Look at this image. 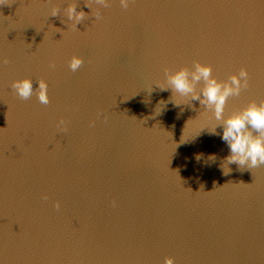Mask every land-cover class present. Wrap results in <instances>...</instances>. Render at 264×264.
Wrapping results in <instances>:
<instances>
[{
    "label": "clouds",
    "instance_id": "1",
    "mask_svg": "<svg viewBox=\"0 0 264 264\" xmlns=\"http://www.w3.org/2000/svg\"><path fill=\"white\" fill-rule=\"evenodd\" d=\"M48 3L51 4V0H48ZM134 3L135 0H119L120 6L125 10ZM85 4L92 10L91 15L98 21L102 19L101 7H109L110 0H89ZM93 4L97 7L94 8ZM59 14V6L53 5L50 16L55 17ZM64 14L67 20L71 21V27L74 30H78L77 24L83 22L88 16L83 10L77 11V3H70L64 9ZM84 62L83 57L73 55L68 61V67L72 72H76ZM0 63L7 65L9 60L4 57ZM49 67L55 69V62H51ZM163 73L167 86L157 85L160 90L170 89L172 96L179 95L190 98L191 101H199L203 108L210 111L217 121L211 132L220 135L222 141L229 148V155L224 158L222 164L224 175H228L231 171L228 167L229 164H236L240 170L245 168L251 170L264 165V99L259 100V102L251 100L246 106L234 110L227 117L224 115L228 99L240 96L241 92L250 85V76L246 68L241 67L238 73L229 75L226 80H218L213 75L211 64L194 60L191 68L184 66L173 71L168 67H164ZM201 84L202 87H200ZM10 88L21 101H28L35 95L41 105L47 106L51 102L48 95V83L42 78L36 82L35 87L31 78L15 79L11 82ZM160 103H164V101ZM100 115L101 113H97V118ZM104 119L106 121L107 116ZM94 125L95 121H90L89 126L93 127ZM217 127L222 128V135L216 132ZM56 128L58 131L67 132V121L61 117L56 123ZM212 159H215V157H212ZM225 165L228 168L227 171ZM189 190L191 189L189 188ZM41 198L45 201L48 199L47 195H43ZM113 206H115V201H113ZM54 207L59 211L60 202L57 201ZM163 264H175L174 258L171 256L165 257Z\"/></svg>",
    "mask_w": 264,
    "mask_h": 264
}]
</instances>
